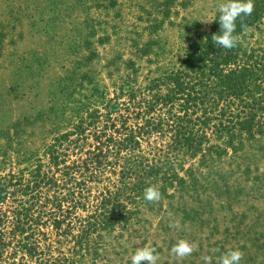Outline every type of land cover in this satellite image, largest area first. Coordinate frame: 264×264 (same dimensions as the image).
Segmentation results:
<instances>
[{
    "label": "trees",
    "instance_id": "obj_1",
    "mask_svg": "<svg viewBox=\"0 0 264 264\" xmlns=\"http://www.w3.org/2000/svg\"><path fill=\"white\" fill-rule=\"evenodd\" d=\"M236 23L238 47L213 43L217 11L172 66L56 137L48 162L0 177V264L113 262L153 218L164 226L172 212L170 225L181 226L197 211L194 195L236 192V180L264 158V148L251 157L264 141V0ZM151 185L162 193L158 203L144 199ZM170 225L161 242L177 233L193 239L187 226ZM263 238L257 232L251 245L264 249ZM63 239L74 245L59 248Z\"/></svg>",
    "mask_w": 264,
    "mask_h": 264
},
{
    "label": "rangeland",
    "instance_id": "obj_2",
    "mask_svg": "<svg viewBox=\"0 0 264 264\" xmlns=\"http://www.w3.org/2000/svg\"><path fill=\"white\" fill-rule=\"evenodd\" d=\"M221 2L0 0V177L39 159L48 162L49 145L81 117L129 99L159 67L172 66L196 33L212 25ZM258 147L252 158L264 141ZM250 165L253 172L236 180V192L190 199L197 211L183 225L193 239L177 233L161 242L172 224L170 212L164 226L153 218L135 246L122 245L104 264H131L145 245L157 249L158 264H204L205 256L216 264L235 249L244 253L241 264H264V249L251 245L259 244L252 240L257 232L264 235V158ZM182 238L198 247L179 259L171 248ZM73 245L63 239L58 247Z\"/></svg>",
    "mask_w": 264,
    "mask_h": 264
},
{
    "label": "clouds",
    "instance_id": "obj_3",
    "mask_svg": "<svg viewBox=\"0 0 264 264\" xmlns=\"http://www.w3.org/2000/svg\"><path fill=\"white\" fill-rule=\"evenodd\" d=\"M219 22L221 34L212 36L213 43L219 45L223 49H234L239 46L240 34L237 33V20L243 17L250 16L254 11V0H227L218 6ZM241 31H245L243 23L240 25ZM144 199L148 202L158 203L162 199V193L159 187L151 185L144 191ZM170 227L179 228V222H176ZM197 245L194 242H189L185 239H180L172 248L171 253L179 259L186 258L197 250ZM244 258V253L239 250H229L220 256L216 264H241ZM160 255L155 247L145 245L138 248L135 254L131 257V264H158ZM204 264H212V258L203 257Z\"/></svg>",
    "mask_w": 264,
    "mask_h": 264
}]
</instances>
